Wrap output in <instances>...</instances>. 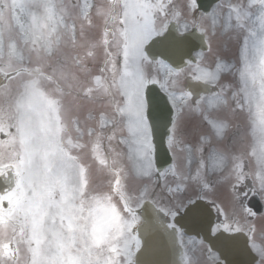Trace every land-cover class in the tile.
I'll return each mask as SVG.
<instances>
[{"label": "snow or ice", "instance_id": "1", "mask_svg": "<svg viewBox=\"0 0 264 264\" xmlns=\"http://www.w3.org/2000/svg\"><path fill=\"white\" fill-rule=\"evenodd\" d=\"M162 247L264 264V0H0V264Z\"/></svg>", "mask_w": 264, "mask_h": 264}, {"label": "water", "instance_id": "2", "mask_svg": "<svg viewBox=\"0 0 264 264\" xmlns=\"http://www.w3.org/2000/svg\"><path fill=\"white\" fill-rule=\"evenodd\" d=\"M197 233H199V236L201 235L202 237L206 235L205 231L203 230V226L199 223L192 225L191 230L188 232V234L195 235H197ZM156 259L160 262V264H173L174 261H178L179 256L178 254H174L170 250L162 247L156 256Z\"/></svg>", "mask_w": 264, "mask_h": 264}, {"label": "rangeland", "instance_id": "3", "mask_svg": "<svg viewBox=\"0 0 264 264\" xmlns=\"http://www.w3.org/2000/svg\"><path fill=\"white\" fill-rule=\"evenodd\" d=\"M201 262H202V264H211V259L206 252L202 254Z\"/></svg>", "mask_w": 264, "mask_h": 264}]
</instances>
